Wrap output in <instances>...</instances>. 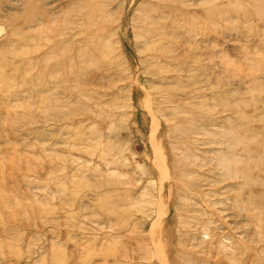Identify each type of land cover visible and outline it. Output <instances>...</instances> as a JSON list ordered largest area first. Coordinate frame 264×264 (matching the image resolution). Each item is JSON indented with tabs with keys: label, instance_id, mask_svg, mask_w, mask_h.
<instances>
[{
	"label": "rangeland",
	"instance_id": "1",
	"mask_svg": "<svg viewBox=\"0 0 264 264\" xmlns=\"http://www.w3.org/2000/svg\"><path fill=\"white\" fill-rule=\"evenodd\" d=\"M0 264H264V0H0Z\"/></svg>",
	"mask_w": 264,
	"mask_h": 264
},
{
	"label": "bare ground",
	"instance_id": "2",
	"mask_svg": "<svg viewBox=\"0 0 264 264\" xmlns=\"http://www.w3.org/2000/svg\"><path fill=\"white\" fill-rule=\"evenodd\" d=\"M91 11H92V10H91ZM90 13H91V12H90ZM95 13H96V12H95ZM93 14H94V13H93ZM98 14H99V13H97V16L100 15V14H99V15H98ZM102 14H103V13H102ZM102 14H101V15H102ZM101 15H100V16H101ZM98 18H99V17H98ZM78 56H79V55H78ZM85 60H86V59H85ZM81 61H82V60H81ZM233 155H234V154H233ZM231 159H232V158H231ZM230 161H231V163H230ZM234 162H236L237 164L239 163V162H238V159H234ZM232 164H233V163H232V160H225V161H223V160H219V161H218V165H219L220 167H222L224 170H226L227 175H229V176H231V177L233 178V176H236V175L239 174V175H241L242 177L244 176L243 178H245V175H244V174H241L240 172H238L237 170H235V169L232 168L233 165L235 166V165H237V164H233V165H232ZM235 167H236V166H235ZM237 169H238V168H237ZM239 175H238V176H239Z\"/></svg>",
	"mask_w": 264,
	"mask_h": 264
}]
</instances>
